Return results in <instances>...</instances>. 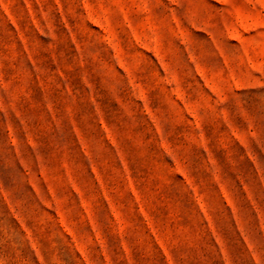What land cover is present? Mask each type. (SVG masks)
Returning <instances> with one entry per match:
<instances>
[{"label":"rangeland","instance_id":"obj_1","mask_svg":"<svg viewBox=\"0 0 264 264\" xmlns=\"http://www.w3.org/2000/svg\"><path fill=\"white\" fill-rule=\"evenodd\" d=\"M0 264H264V0H0Z\"/></svg>","mask_w":264,"mask_h":264}]
</instances>
